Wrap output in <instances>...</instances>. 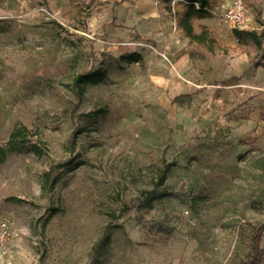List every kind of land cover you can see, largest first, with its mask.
<instances>
[{
  "label": "rangeland",
  "instance_id": "rangeland-1",
  "mask_svg": "<svg viewBox=\"0 0 264 264\" xmlns=\"http://www.w3.org/2000/svg\"><path fill=\"white\" fill-rule=\"evenodd\" d=\"M119 1L0 0L11 264H264V109L236 74L246 56L264 66V0H243L260 45L219 16L236 0L193 18L204 43L179 25L184 0H160L168 19L117 15ZM100 67L78 98L77 73Z\"/></svg>",
  "mask_w": 264,
  "mask_h": 264
},
{
  "label": "trees",
  "instance_id": "trees-1",
  "mask_svg": "<svg viewBox=\"0 0 264 264\" xmlns=\"http://www.w3.org/2000/svg\"><path fill=\"white\" fill-rule=\"evenodd\" d=\"M173 0H161V2L168 5ZM187 3V9L184 12L182 18L180 19L179 25L185 31V33L191 37L193 40L204 43L208 40V35L206 32L196 33L193 27V18L196 16H205L209 13V6L211 0H184ZM198 4V5H197ZM235 36L238 41L241 43L252 41L257 45L261 44V39L256 30L249 29H234ZM124 59L128 60V62H135L141 59V55L139 53H134L128 56H125ZM107 70L106 68L100 67L98 69H94L87 73H77L73 81V88L78 98H81L85 91L87 90L88 85L91 84H99L103 82L106 78ZM22 131L19 129L12 134V139L16 138L20 135ZM6 155V150L1 149L0 152V162L4 160ZM170 171V165H168L160 174H159V185L164 184L167 179L168 172ZM50 178V174H47V181ZM46 184L43 185V188L46 189ZM163 196V194H161ZM158 197L156 190H151L148 194V202L152 203ZM109 240L108 233L105 234L103 241H101V245H106Z\"/></svg>",
  "mask_w": 264,
  "mask_h": 264
},
{
  "label": "crops",
  "instance_id": "crops-1",
  "mask_svg": "<svg viewBox=\"0 0 264 264\" xmlns=\"http://www.w3.org/2000/svg\"><path fill=\"white\" fill-rule=\"evenodd\" d=\"M159 4L160 0H120L116 7V13L123 16L135 15L137 17L146 16L148 18L158 15L160 18L168 19L163 17V15L167 14L163 13ZM94 15L100 14L95 13ZM102 15L109 14L103 13ZM241 64L244 69L238 68L236 74L243 75L241 82L238 83L244 86L242 87L243 96L250 93L258 105V109H264V66H251L247 56L241 59Z\"/></svg>",
  "mask_w": 264,
  "mask_h": 264
},
{
  "label": "built area",
  "instance_id": "built-area-1",
  "mask_svg": "<svg viewBox=\"0 0 264 264\" xmlns=\"http://www.w3.org/2000/svg\"><path fill=\"white\" fill-rule=\"evenodd\" d=\"M219 11V16L234 29H249L252 24V16L249 15L243 0H236L230 5H222ZM237 86L244 87L242 84ZM19 236L20 231L15 225L11 213L5 217H0V264H11L9 259L10 246Z\"/></svg>",
  "mask_w": 264,
  "mask_h": 264
}]
</instances>
